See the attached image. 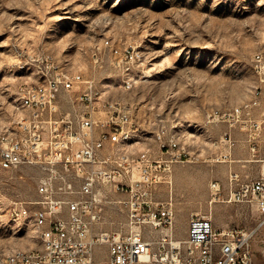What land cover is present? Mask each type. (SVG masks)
<instances>
[{
    "label": "rangeland",
    "instance_id": "rangeland-1",
    "mask_svg": "<svg viewBox=\"0 0 264 264\" xmlns=\"http://www.w3.org/2000/svg\"><path fill=\"white\" fill-rule=\"evenodd\" d=\"M105 39L139 52L129 72L113 63L102 44ZM257 53L264 59V0H0V131H8L10 121L21 114L18 87L35 82L34 65L51 57L60 69L94 79L103 102L128 110L147 143L134 144L138 150L149 148L152 157L158 156L160 132L185 148L192 149L193 140L203 146L221 130L203 127L208 121L221 123L210 122L213 111L250 109L257 99L251 119L264 120V82L252 61ZM126 79L131 81L128 89ZM134 145L121 153L134 151ZM200 163L191 186L175 174L171 189L163 183L153 187V206L171 203L175 238L185 239L188 219L195 214L210 215L217 228L254 226L259 215L252 204L208 203L205 183H225L226 165ZM245 173L242 179H252L254 168H245ZM43 175L36 166L0 169V264L13 252L41 246L31 215L20 216L17 209L40 207L30 202L41 199L37 184ZM104 190V219L96 226L125 233L128 193L117 198L107 186ZM140 229L148 240L161 232L150 224ZM99 247L103 258L107 247ZM251 249L253 264H264V226Z\"/></svg>",
    "mask_w": 264,
    "mask_h": 264
},
{
    "label": "built area",
    "instance_id": "built-area-1",
    "mask_svg": "<svg viewBox=\"0 0 264 264\" xmlns=\"http://www.w3.org/2000/svg\"><path fill=\"white\" fill-rule=\"evenodd\" d=\"M106 50L125 72L140 58L133 46L119 48L107 42ZM252 61L263 83L264 59L257 53ZM34 68L36 81L17 89L32 106V115L26 120L15 117L8 131H0V169L28 165L43 172L37 184L41 199L30 202L40 207L31 212L22 205L17 209L18 215H31L33 224H39L41 246L2 264H253L251 242L264 226V171L242 181L230 173L225 193L219 182L209 184V204H252L259 215L254 226L218 229L210 215L195 214L188 219L185 239L177 240L171 203L153 206L152 191L164 180L171 164L185 159V148L160 132L156 134L159 150L167 157L136 155L133 161H124L121 150L128 141L140 140L128 110L117 102H103L94 79L63 77L60 65L51 57L43 58ZM41 76H49V83L41 84ZM130 82L123 80V86ZM60 95L66 108L61 107ZM257 104L254 99L250 109L213 111L210 122L218 119L229 126L241 125L248 130L250 150L255 152L259 121L251 119V110ZM99 112L105 116H98ZM220 142L228 149L234 145L227 131ZM105 146L108 152L104 154ZM105 186L128 193L124 203L129 229L125 233L94 231L103 219ZM143 224L160 228V234L152 240L144 238ZM100 245L107 247V256L101 261L94 257V248Z\"/></svg>",
    "mask_w": 264,
    "mask_h": 264
},
{
    "label": "crops",
    "instance_id": "crops-1",
    "mask_svg": "<svg viewBox=\"0 0 264 264\" xmlns=\"http://www.w3.org/2000/svg\"><path fill=\"white\" fill-rule=\"evenodd\" d=\"M59 98H60L59 101L61 103V107L66 108L67 104L64 101V96L60 95ZM213 126L221 127L220 132L216 136L209 138L207 142H203L204 143L203 146L198 145L197 140H193L192 149L188 147L185 148V153H186L185 159L181 162H175L171 164L169 171L166 172L165 174L164 180L160 183L166 184L171 189L173 178L175 179V174H177V176L179 177L178 179H180L181 181L187 180L188 182H190L188 184L191 186L195 171H197L198 169L202 167L200 162L225 163L226 165L225 183L221 184L216 179H210L209 181L207 180L205 183V190L208 192V197H210L209 184L212 181L219 182L221 186V192L225 193L226 188H227V183H228L227 179L230 173L232 172L236 173L238 175L239 180L242 181V180H246V179H242L244 176L247 175L245 173V168H251V167L254 168V174L252 175L253 176L252 179L257 178L261 174V172L264 171V165L262 163V159L264 158V121L258 122L259 127L257 131L258 136L256 140V151L255 152H252L250 150V142L248 141V134H249L248 130L244 128L242 129L241 125L234 124V125L229 126L228 124L222 123V122L221 123H205L203 125V127L205 128L206 127L212 128ZM238 128H241L242 130L239 132L237 131ZM225 131H227L230 134L231 138L234 140V145L231 149H228L227 146L223 142H220V139L222 138V134ZM237 133L240 134L239 138L234 136ZM138 138L140 139V144L141 143H143L144 145L147 144L146 142H142V138L140 136ZM181 144L184 146L183 143ZM135 145L133 146V150L137 151L138 148ZM129 151L133 152L131 150ZM107 152H108V148L107 146H105V148L102 150V153L105 154ZM160 155H162L163 157H167V154H163L161 152H160ZM222 155H226V157L222 158ZM177 163H182V165L174 167V164H177ZM204 168H207V165ZM113 196L117 198H124L123 193H118V192H114ZM117 201H114V202H117ZM102 215H103V211H102ZM103 219H104V215H103ZM96 225L94 226L95 232L103 231L102 229H99ZM218 229H221V228H218ZM95 248H94L95 259L99 261L104 260L107 254L106 256L102 258L100 257L101 256L100 252L102 251V248L99 247L100 250L97 253L98 255H96Z\"/></svg>",
    "mask_w": 264,
    "mask_h": 264
},
{
    "label": "bare ground",
    "instance_id": "bare-ground-1",
    "mask_svg": "<svg viewBox=\"0 0 264 264\" xmlns=\"http://www.w3.org/2000/svg\"><path fill=\"white\" fill-rule=\"evenodd\" d=\"M107 42H110V41L108 39H105L102 41L103 46L106 48H107ZM62 72H63V77H80L81 76V74L78 72L71 73V72H68L67 70H62ZM48 83H49V76H41V84H48ZM24 85H26V84H24ZM28 85H31V84H28ZM130 87H131V82L128 83L127 86H124V88H126V89H128ZM18 93H19V95H18V101H17V109H19L21 112L18 120H26L27 116L32 115V106H29L27 104V100H26L23 92H18ZM137 143H140V140L139 141H128V144H130L131 146L134 144H137ZM179 148H185V147L181 143H179ZM136 155H143V157H152L149 148H146L144 150L133 151V152H130L128 154L121 153V157L124 158V161H133L134 157H136ZM34 225L36 226V228L38 230V236L40 239V226H39V224H34ZM18 256H27V250L26 251L13 252V253L7 255L4 258V260H10V259L18 258Z\"/></svg>",
    "mask_w": 264,
    "mask_h": 264
}]
</instances>
